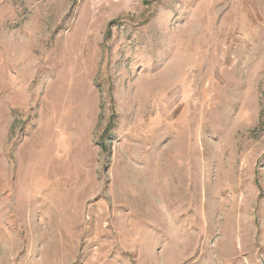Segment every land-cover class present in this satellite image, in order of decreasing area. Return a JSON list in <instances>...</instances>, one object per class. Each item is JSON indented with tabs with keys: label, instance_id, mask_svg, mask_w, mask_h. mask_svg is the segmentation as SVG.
Here are the masks:
<instances>
[{
	"label": "rangeland",
	"instance_id": "obj_1",
	"mask_svg": "<svg viewBox=\"0 0 264 264\" xmlns=\"http://www.w3.org/2000/svg\"><path fill=\"white\" fill-rule=\"evenodd\" d=\"M0 264H264V0H0Z\"/></svg>",
	"mask_w": 264,
	"mask_h": 264
}]
</instances>
